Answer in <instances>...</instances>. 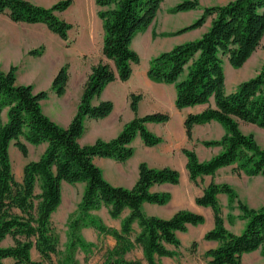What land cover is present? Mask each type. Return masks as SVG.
<instances>
[{
	"label": "trees",
	"instance_id": "1",
	"mask_svg": "<svg viewBox=\"0 0 264 264\" xmlns=\"http://www.w3.org/2000/svg\"><path fill=\"white\" fill-rule=\"evenodd\" d=\"M73 0H61L43 7L29 0H0V15L13 23L43 25L52 34L67 41L72 24L59 17ZM164 0H94L96 15L101 22L102 56L90 68L83 85L77 111L66 128L60 127L42 111L41 103L48 99L47 91L34 92L31 85L18 84L16 67L0 70V115L6 109V122L0 121V244L10 238L12 245L0 246V264L12 259L14 264H78L75 253L89 255L96 245L86 242L79 234L91 228L98 235L108 236L114 245L107 248L100 264H142L128 261L126 255L140 249L146 264H160L155 257L177 256L167 246L180 247L177 233H185L187 226L203 225L202 215L179 210L169 219L148 216L143 204L164 206L170 194H154L150 187L168 183L178 185V171L165 167L153 169L146 163L138 166V179L131 188L113 186L93 163L94 157L124 163L133 155L130 146L140 137L146 147L163 142L150 133L147 123L164 124L170 120L168 113L155 112L139 117L141 94L129 95V108L134 117L126 123L118 136L110 141L97 140L92 145L81 146L78 140L85 131L86 119L99 120L113 111L111 101L92 105L106 86L114 81L126 82L133 73V65L140 58L132 49L134 38L146 31L154 22ZM196 0H184L169 11L171 14L196 10ZM209 20L208 29L192 41L175 45L152 58L146 77L156 84L172 85L175 90L174 106L178 111L205 106L199 113H189L183 122L188 141L193 140V129L211 122L218 123L223 135L218 140H205L200 144L207 149H218L208 160L200 161L193 149H182L186 158V171L191 183L198 186L205 176L212 180L195 198L199 207L210 208L213 228L205 233V241H215L218 246L205 252L207 264H243L242 256L259 251L264 257V205L253 209L244 204L228 184L214 182L218 170L233 167L237 176H264V149L252 134H244L240 124L264 129V64L255 76L238 84L231 93L225 90L224 60L234 69L242 68L260 48L264 37V0H231L222 6L203 9L191 24L168 33L177 36L200 29ZM153 37L157 35L153 32ZM37 50L30 52L38 55ZM40 53V52H39ZM69 65H63L51 81L50 91L58 97L64 95L69 81ZM13 146L26 157L27 144L37 147L46 144L35 161L22 168L21 181L14 177L9 149ZM84 184L76 211L67 222V242L58 252V237L52 231L51 218L61 204V185ZM224 194L228 207L235 205L238 219L245 222L241 234L225 228L218 203ZM105 206L112 220L119 219V229L107 227L91 213ZM234 217L227 215L232 224ZM136 224L138 231H134ZM194 252L196 243L192 244ZM35 249L40 261H33Z\"/></svg>",
	"mask_w": 264,
	"mask_h": 264
},
{
	"label": "rangeland",
	"instance_id": "2",
	"mask_svg": "<svg viewBox=\"0 0 264 264\" xmlns=\"http://www.w3.org/2000/svg\"><path fill=\"white\" fill-rule=\"evenodd\" d=\"M31 1L34 4L43 6L51 5V0ZM52 1L56 3L61 0ZM181 1L184 0H164L153 24L146 31L138 34L134 38L131 47L138 54L140 62L138 65H133L131 80L120 82L123 85L119 93L115 94L112 100L117 115L119 114L125 117L128 115V112H131L129 108V95L132 93L142 95L144 107L157 105L159 103L157 97L159 96H169L170 93L168 88L158 86V84L147 79L146 72L148 63L160 53L178 45L182 39L188 36V32L177 36H167L166 34L176 32L191 24L201 15L204 8L222 6L231 0H196L198 2L196 10L171 14L169 10ZM96 12L97 7L94 0H73L72 5L65 12L59 14V17L73 26L68 32L67 41L61 40L56 35L49 32L43 25L13 24L5 15H0V50H2L0 55L6 53L11 55L10 63L12 67H16L17 69V83L31 85L34 92L47 91L49 93L51 92L50 85L53 77L63 65L68 64L69 77H71V90H76V88L81 87V84H84L87 75L90 73V68L99 61L104 60L102 56L103 32L101 22ZM209 23L210 21L207 20L201 29H204ZM153 32L157 35L156 37H153ZM33 50H37L40 53L38 52V55H31L30 52ZM251 57V60L247 61L240 69L232 68L227 61L224 60L223 69L225 74L226 93L233 92L239 83L255 76L260 67L264 64V37L262 38L260 48ZM160 105L162 106L164 104L161 103ZM202 108H205V106L192 109L190 112L198 111ZM162 113H166V111ZM171 122L172 129L174 131L178 130L179 118L177 115L173 116ZM161 130L165 134L166 127H162ZM241 130L244 134H248L246 132L249 131L252 132L257 144L264 149V129L242 125ZM221 134L222 132L219 127L213 123L197 127L193 130L192 142L187 143L188 148L195 147L199 160L204 161V159L214 155L218 150L203 149L200 142L205 140H218ZM42 152V146H30L28 147L27 156L23 157L14 146H11L9 155L14 177L17 181H21L23 166L29 161L38 159ZM215 181L217 184H235L237 188H240L242 195L246 193L245 184L260 185L263 191L249 196V201L251 200L250 202L258 207L264 201V176L256 178H249L243 175L237 176L232 169L229 168L220 171L216 175ZM186 182H189L188 179L180 183L183 184V189L186 188ZM207 182L208 178H205L203 181L199 182V185L196 187L193 183H189L190 188L192 187L193 194L198 193ZM64 186L73 188L74 191L67 194L64 192L62 204L51 218L52 231L58 237L59 253H62L65 249L67 242V222L72 215L71 212L76 211L79 199L78 193L80 195L82 185L81 183L74 185L64 183L63 187ZM65 188L66 187L63 189ZM243 203L249 207L246 202ZM234 206L235 205L230 208L228 207V211H224L223 217L225 224H228L227 215H232V212H236V206ZM144 213L146 212L144 211ZM97 215L107 227L119 229L122 217L117 220H112L104 209L97 212ZM133 228L135 232L138 231L136 226H133ZM205 228L206 226L200 225L189 228L185 233L179 234L180 247L178 249V255H180V257L171 262L164 261L163 264H206L201 245L203 241V230H205ZM79 234L86 242L95 244L96 248H94L89 255L77 251L74 257L77 263H102L105 250L113 247L114 240L108 236L98 235L97 232L92 229L80 230ZM194 242L196 246L194 252H192V244ZM11 244L12 241L10 239L3 243V245ZM31 258L33 261H40V256L35 250H32ZM57 258L58 257H53V264H57ZM126 259L128 261H140L142 264H146L143 260L141 250L138 248L127 254ZM12 264H14V261H12ZM243 264H264V257H262L259 252H256L249 256H245L243 258Z\"/></svg>",
	"mask_w": 264,
	"mask_h": 264
},
{
	"label": "crops",
	"instance_id": "3",
	"mask_svg": "<svg viewBox=\"0 0 264 264\" xmlns=\"http://www.w3.org/2000/svg\"><path fill=\"white\" fill-rule=\"evenodd\" d=\"M29 1H31V0H29ZM53 4H54V1L51 0V5H53ZM36 5L43 6L40 4H36ZM51 5L43 6V7H50ZM13 24H22V23H13ZM208 27H209V24L206 25V27L204 29L200 28V29L188 32L187 33L188 36H186L184 39H182L178 44L198 39L208 29ZM1 52H2V50H0V53ZM10 57H11V55L8 53H6L4 55H2V54L0 55V70L5 71V72L9 70V68L12 66L10 63L11 62ZM251 58L249 60H251ZM2 60H4V61H2ZM129 80H131V77ZM147 83H149V82H147ZM125 84H127V83H125ZM70 85H71V77H69V81L67 83V87H66L64 95L58 97L54 92H49L48 99L41 103L43 113L49 119H51L53 122H55L57 125H59L60 127H63V128H66L69 125V123L71 122V120L73 119V117L76 114L77 106H78L80 97H81L82 92H83V85L84 84H81V87L76 88V90H71ZM122 85L123 84H121L120 81H118V80L108 84L106 86V88L104 89V91L102 92V94L98 98H94L92 100V105H98L102 101H111L113 103L112 100H113L115 94L119 93ZM158 86L168 88L169 93H170L169 96L168 97L167 96H162V97L159 96L160 98L157 97L158 98L157 101L159 103L155 106H152V107H144V104H143L144 99H143L138 104L137 114L139 117H143L147 114H151V113H155V112H161L162 113V112L166 111V113H168L170 115V120L167 123H164V124L147 123L145 125L146 129L150 133L161 137L163 142L157 146H154V147H146L144 145V143L142 142V140L140 139V137H136L132 141V143L130 144V146L133 149V155L126 162L119 163V162L112 160V159L94 157L93 163L102 171L103 177L108 183H110L113 186H119V187H124V188H131L135 184V182L137 181V179H138V166L140 163H146L148 167L153 168V169H162V168L168 167V168H171L173 170L178 171V173L180 174V181H179L178 185H171L168 183H164V184H155V185H152L150 187L151 193H154V194L168 193V194H170V201L164 206L145 203V204H143V211H145L146 212L145 214L148 216H154V217H158L161 219H169L179 210H188V211H191L193 213L202 215L205 219L203 226H206V228H205V230H203V235H202L203 241H202L201 245H202V249H203L202 253L205 254V252L212 250V249H215L218 246V243L215 241H205L204 240L205 233L213 228V215H212V211L210 208H203V207L197 206L195 204V198L202 194L203 188H205L208 185V183L212 180V178L210 176H205L203 179L208 178V182L204 185V187H202L200 189V191L198 193L193 194L192 187L190 188V184H189L191 182L188 179V173L186 171V158L182 154L183 148L193 149L195 152L197 150L195 147L194 148L193 147L188 148L187 143H189L190 141L187 140L186 135H185V131H184V127H183L184 119L189 113H199L204 108H202L201 110H198V111L190 112L192 109H196V108H200V107H204V106H196L194 108H186V109H183L181 111H178L174 106V100H175L174 87L172 85H164V84H158ZM161 103H163L165 105V107H164V105H162L163 106L162 107L160 105ZM174 115H177L179 118V128L176 131H174L171 127V125H172L171 121H172V118ZM133 117H134V115L132 112H128V115L125 117H122V115H119V114L117 115L115 105L113 103V111L108 117H106L104 119H99V120L86 119L84 121L85 131H84L83 135L81 136V138L78 140V142L81 146H87V145L94 144L95 141H97V140L110 141V140H112L118 136V134L122 131L124 125L126 123H128L129 121H131L133 119ZM6 120H7V118H6V109H5L2 111V113L0 115V121L2 123H4V122H6ZM211 123H213L217 127H219V129L222 132V134H221V136H222L224 133L222 127L218 123H215V122H211ZM242 125L256 127V126L250 125V124H240V129H241ZM202 126H204V125H202ZM202 126H196V127H194V129L197 127H202ZM162 127H166L165 134L161 130ZM246 133L252 134V132H250V131L246 132ZM11 146H13V144ZM11 146H10V149H11ZM30 146L31 145L27 144V148ZM40 146L43 147V151H44L46 144H42ZM31 147H34V146H31ZM201 147L203 149H206L203 146H201ZM10 149H9V151H10ZM216 150H218V149H216ZM196 154H197V152H196ZM210 157H208L204 160H208ZM229 168L232 169L233 167L231 166V167L222 168V169L217 171L216 175L220 171H223V170L229 169ZM216 175H215V177H216ZM215 177L213 178L214 182H216ZM256 177H261V176H256ZM256 177H249V178H256ZM187 179L189 182H186L187 183L185 185L186 188L183 189L182 188L183 184H180V183H183V180L187 181ZM63 184L64 183H62V185H61V204L63 201L64 192H65V194H67L69 192L72 193V191H74L73 188H68L67 186H64L66 188L63 189L64 188ZM81 185L82 186H81L80 195L78 193V196H79L78 197L79 198L78 203L81 200L83 190H84V184L82 183ZM228 185H230L236 191L239 199L242 202H246L250 208L258 209L259 207L264 205V201L260 204L259 207L252 204L250 202L251 200L249 201V199H250L249 196L254 195L256 193H261L263 191V189L261 188L260 185L245 184L246 185L245 186L246 193H244L243 195L240 191V188H237V186L235 184H228ZM194 186L196 187V185H194ZM217 198H218V203L220 205V208L222 211V216H223L224 211L225 210L228 211V199H227V196L224 194L218 195ZM246 199L248 202L246 201ZM61 204H60V206H61ZM76 208H77V206H76ZM103 209L107 211V208L102 205L100 207V209H98L97 211H93L91 214L94 217H98L97 212H99ZM235 211H236L235 213L232 212V216L235 218L233 223L229 224L227 222L228 224H224V225H225V228L229 232L236 234V235H239V234H241V232L244 229L245 222L237 218V216H239L240 213L238 210H236V208H235ZM73 213H74V211L71 212V214H73ZM107 213H108V211H107ZM124 213L121 216L122 218L128 214V211L126 210ZM54 215L55 214H53L52 217ZM98 218L101 219L100 217H98ZM67 219H68V217H67ZM134 226H136V224H134ZM192 227L193 226H187V230L189 228H192ZM87 229H91V228H83L81 230H87ZM179 234H183V233H177L178 239H179ZM8 239H10V238H6L4 241H2L0 246L1 247L11 246L12 244L11 245H3V243L5 241H7ZM179 241H180V239H179ZM167 249L169 251L176 252L177 256L173 257V258L155 257L156 261L160 262V264H163L164 261L171 262L172 260H174V259L176 260L180 257V255H178V253H179L178 249L179 248L176 249L175 247L168 245ZM32 250H35V249H32ZM32 250H31V252H32ZM256 252H259V251H255L253 253H256ZM253 253L246 254V255L242 256V263H243V258L245 256H249ZM3 263L4 264H12V259H10V258L5 259V260H3ZM206 264H207V260H206Z\"/></svg>",
	"mask_w": 264,
	"mask_h": 264
}]
</instances>
